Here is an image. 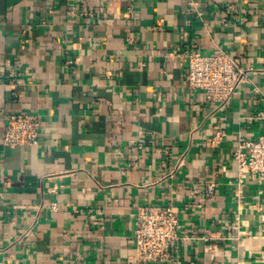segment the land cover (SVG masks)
<instances>
[{"label":"crops","instance_id":"0c3cea01","mask_svg":"<svg viewBox=\"0 0 264 264\" xmlns=\"http://www.w3.org/2000/svg\"><path fill=\"white\" fill-rule=\"evenodd\" d=\"M219 49L249 68L225 107L186 82L187 53ZM263 97L264 0H0V264H138L141 205L180 217L143 264H264V184L233 192ZM12 112L37 145L4 144Z\"/></svg>","mask_w":264,"mask_h":264},{"label":"built area","instance_id":"2783aa9c","mask_svg":"<svg viewBox=\"0 0 264 264\" xmlns=\"http://www.w3.org/2000/svg\"><path fill=\"white\" fill-rule=\"evenodd\" d=\"M188 70L186 82L191 90H203L207 99L219 107H225L236 88L248 79L249 68L241 58L228 50L219 49L211 54L197 51L187 53ZM264 99V97H263ZM253 118H264L259 111ZM3 142L8 146H35L39 143L41 121L31 112H12L7 115ZM223 135L217 132L206 139L210 147L218 146ZM237 164V177L233 188L238 207L244 204V189L250 182L264 184V133L253 139L241 140L233 151ZM182 165L179 161L177 167ZM196 186L193 192L198 191ZM206 187L214 191L216 183ZM135 259L138 264L162 263L171 257V244L179 237L180 217L171 205H141L136 214Z\"/></svg>","mask_w":264,"mask_h":264}]
</instances>
